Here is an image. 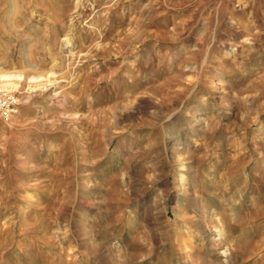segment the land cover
Masks as SVG:
<instances>
[{
    "label": "rangeland",
    "instance_id": "obj_1",
    "mask_svg": "<svg viewBox=\"0 0 264 264\" xmlns=\"http://www.w3.org/2000/svg\"><path fill=\"white\" fill-rule=\"evenodd\" d=\"M0 71V264H264V0H0Z\"/></svg>",
    "mask_w": 264,
    "mask_h": 264
},
{
    "label": "bare ground",
    "instance_id": "obj_2",
    "mask_svg": "<svg viewBox=\"0 0 264 264\" xmlns=\"http://www.w3.org/2000/svg\"><path fill=\"white\" fill-rule=\"evenodd\" d=\"M32 73H33L32 76L28 79L29 82L30 81H36L41 76L40 74H37V72H32ZM21 81H22V73L21 72H12L11 73V72L0 71V92H3L5 90L8 91V92L11 91L13 88H15L17 86V83L21 82ZM12 118H14V116Z\"/></svg>",
    "mask_w": 264,
    "mask_h": 264
},
{
    "label": "built area",
    "instance_id": "obj_3",
    "mask_svg": "<svg viewBox=\"0 0 264 264\" xmlns=\"http://www.w3.org/2000/svg\"><path fill=\"white\" fill-rule=\"evenodd\" d=\"M11 105V102H9V101H3V102H1L0 101V108H1V110H2V112H3V115L5 116V117H8V111H9V106Z\"/></svg>",
    "mask_w": 264,
    "mask_h": 264
}]
</instances>
